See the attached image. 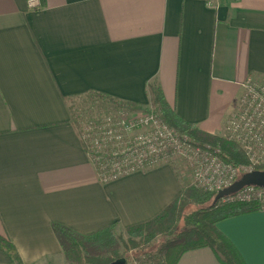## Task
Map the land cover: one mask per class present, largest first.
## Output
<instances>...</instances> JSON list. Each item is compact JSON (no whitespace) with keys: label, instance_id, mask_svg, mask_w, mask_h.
<instances>
[{"label":"crops","instance_id":"crops-1","mask_svg":"<svg viewBox=\"0 0 264 264\" xmlns=\"http://www.w3.org/2000/svg\"><path fill=\"white\" fill-rule=\"evenodd\" d=\"M0 0V236L22 264H67L52 231L117 235L181 193L169 165L103 184L71 104L89 93L169 109L220 136L248 79L264 81V0ZM245 264H264V209L219 222ZM0 264H8L0 252ZM177 264H220L209 248Z\"/></svg>","mask_w":264,"mask_h":264},{"label":"built area","instance_id":"built-area-1","mask_svg":"<svg viewBox=\"0 0 264 264\" xmlns=\"http://www.w3.org/2000/svg\"><path fill=\"white\" fill-rule=\"evenodd\" d=\"M218 8L217 0H205ZM235 109L220 137L239 147L247 165L234 167L220 158L219 148L201 144L164 123L157 113L115 107L79 123L85 153L100 183L107 184L163 165L172 166L193 189L217 194L246 173L264 165V81L241 85ZM258 203L264 209V188L247 186L219 204Z\"/></svg>","mask_w":264,"mask_h":264},{"label":"trees","instance_id":"trees-1","mask_svg":"<svg viewBox=\"0 0 264 264\" xmlns=\"http://www.w3.org/2000/svg\"><path fill=\"white\" fill-rule=\"evenodd\" d=\"M150 105L153 112L168 126L185 133L195 141L217 147L220 158L234 167L247 165V159L239 147L222 137L200 131L194 125L181 120L168 108L157 85H149ZM97 94V93H94ZM99 97L116 107L134 110V107L113 100L105 95ZM264 171V165L256 167ZM215 194L182 185L180 195L154 219L124 230L117 235L110 226L94 235L83 236L60 224L53 223L52 231L59 243L67 264H113L129 254L145 253L162 239L156 255L160 264H177L180 257L190 251L209 248L220 264H245L233 244L222 235L216 225L226 219L261 210L258 203H227L212 205ZM0 252L8 264H22L21 259L6 238L0 236ZM134 256V257H135Z\"/></svg>","mask_w":264,"mask_h":264},{"label":"rangeland","instance_id":"rangeland-1","mask_svg":"<svg viewBox=\"0 0 264 264\" xmlns=\"http://www.w3.org/2000/svg\"><path fill=\"white\" fill-rule=\"evenodd\" d=\"M115 107L116 106L114 104L99 97L97 94L89 93L77 100L75 99L72 102L71 113H72V117L78 124V122L82 123L96 114H100L104 112L106 114ZM150 109H148L147 111H150ZM181 179H183L182 180L183 185L187 186L188 181L184 178ZM162 242L163 240L159 239L150 250L146 251L144 254L143 253L139 254L137 258L135 255H131V254L126 256V258L130 259L129 263L131 264H160L162 258L156 255V250L158 249V247H161Z\"/></svg>","mask_w":264,"mask_h":264},{"label":"water","instance_id":"water-1","mask_svg":"<svg viewBox=\"0 0 264 264\" xmlns=\"http://www.w3.org/2000/svg\"><path fill=\"white\" fill-rule=\"evenodd\" d=\"M247 186L264 188V171L255 170L250 173L243 174L232 186L218 192L214 197L212 205H216L221 199L228 197ZM125 262V259H121L113 264H124Z\"/></svg>","mask_w":264,"mask_h":264}]
</instances>
